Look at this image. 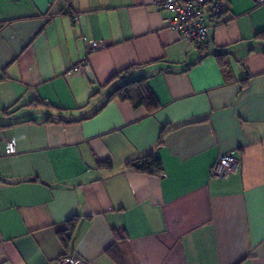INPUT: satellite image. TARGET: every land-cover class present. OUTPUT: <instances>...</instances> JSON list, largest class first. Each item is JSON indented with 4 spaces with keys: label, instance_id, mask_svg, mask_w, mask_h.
<instances>
[{
    "label": "crops",
    "instance_id": "1",
    "mask_svg": "<svg viewBox=\"0 0 264 264\" xmlns=\"http://www.w3.org/2000/svg\"><path fill=\"white\" fill-rule=\"evenodd\" d=\"M162 1L0 0V264L66 255L83 264H264V3L225 0L199 59L164 25ZM83 36L101 47L87 54ZM216 48L226 51L227 76ZM84 59L87 72H74ZM129 67L125 78L148 75L160 107L148 114L113 99L93 114L119 81L108 79ZM151 152L161 176L126 169ZM224 153L237 171L210 178ZM74 216L64 246L59 232ZM114 242L117 258L106 252Z\"/></svg>",
    "mask_w": 264,
    "mask_h": 264
},
{
    "label": "trees",
    "instance_id": "2",
    "mask_svg": "<svg viewBox=\"0 0 264 264\" xmlns=\"http://www.w3.org/2000/svg\"><path fill=\"white\" fill-rule=\"evenodd\" d=\"M262 33H259L258 35H261ZM208 45V43L205 41L201 45L196 46V48L201 52V55H199V59L203 57V55L207 54V52H203L202 50ZM209 52L213 53L214 56L218 59L219 67L222 71V73L227 76L229 71V65L226 60V51L221 48L212 49ZM196 62H191L190 64H187L185 66H166V68H160L159 70H166L168 72H184L186 71L190 66L194 65ZM132 68V66H131ZM130 70L129 68H126L120 72H117L113 74L108 81L106 82V85L112 84V82L119 80L116 84L112 85L110 88H107V93L105 95V100L101 104V106L95 110L93 114H96L102 107H104L109 101L113 99H118L120 101H126L128 102L133 108H140L143 107L148 114L154 113L159 107V102L157 101V98L153 94V92L149 89V86L147 84V74L140 75L138 77H129L125 78V74L128 73ZM156 70V69H155ZM154 71V70H153ZM151 71L150 73H152ZM98 91H94L90 99L95 97L97 95ZM37 103L44 104L43 101L38 100ZM59 111H65L60 110ZM3 112H7V110H3ZM10 114V113H7ZM92 114V115H93ZM78 120L85 119L86 117L84 115L76 117ZM50 119H47L49 121ZM66 121H72V120H66ZM75 121V120H73ZM18 122H13L7 125H14ZM6 126V125H0V127ZM166 129L164 128L161 131L159 142L157 144V148L162 143V135L165 133ZM98 167H107L111 168V162L109 161H100L98 162ZM126 169L140 173V174H147L151 176H161L163 174V165L159 158L155 156L153 152L148 153L147 155L129 160L126 163ZM77 218L78 216H74L70 220L66 222V229L59 232V238L61 243L64 246H67L68 243L71 241L76 224H77ZM115 237L117 239L120 238V235L115 232ZM107 254H109L112 258H117L118 252H117V245L116 242L111 244L107 250ZM68 256V255H66ZM64 257V256H63Z\"/></svg>",
    "mask_w": 264,
    "mask_h": 264
},
{
    "label": "built area",
    "instance_id": "3",
    "mask_svg": "<svg viewBox=\"0 0 264 264\" xmlns=\"http://www.w3.org/2000/svg\"><path fill=\"white\" fill-rule=\"evenodd\" d=\"M254 1L257 5L264 3V0ZM158 9L170 11L171 15L165 19L164 25L196 47L207 40L209 28L219 24L226 5L225 0H163L158 4ZM72 19L76 21L77 15H73ZM82 40L87 54L101 47L98 41L89 40L84 36ZM85 59L74 66V72H87L88 65ZM14 152V142L8 141L5 153L13 154ZM238 164L237 158L230 153L221 154L211 165L208 175L212 179L226 180L237 171ZM60 264H83V262L73 256H64L60 259Z\"/></svg>",
    "mask_w": 264,
    "mask_h": 264
}]
</instances>
